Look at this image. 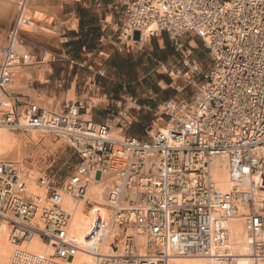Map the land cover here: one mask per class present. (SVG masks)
Listing matches in <instances>:
<instances>
[{
    "label": "built area",
    "instance_id": "2783aa9c",
    "mask_svg": "<svg viewBox=\"0 0 264 264\" xmlns=\"http://www.w3.org/2000/svg\"><path fill=\"white\" fill-rule=\"evenodd\" d=\"M29 24L30 19L20 14L17 25ZM120 29V39L133 43L145 35L166 33L177 40L194 34L210 55L208 70H201L195 61L183 63L187 78L195 74L204 85L191 102L164 104L163 115L172 121L167 135L147 131V140L125 136L116 144L105 124L80 118V105L45 115L38 106L24 103L27 119L22 125L16 104L7 106L3 100L13 68L29 59L16 54L12 45L0 66V126L63 134L81 162L69 186L76 196L85 191L82 177L88 171L99 174L111 164L117 166L114 169L120 170L126 187L136 188V202L129 209L133 225L157 245L170 240L180 251L202 254L222 241V231L210 221L214 214L229 215L234 199L213 188L208 170L213 158L227 157L236 170H247L264 193V0H129ZM8 34L12 44L16 29ZM16 181L12 165L0 164V213L11 202ZM50 195L53 208L45 214L39 235L55 242L56 255L43 261L20 250L15 253L18 264H64L56 258L68 262L75 253V246L65 241L62 197L57 191ZM247 202L248 229L255 236L253 255L264 264V204ZM14 208L22 221L12 224L11 238L19 243L32 231L27 220L33 208L29 201L16 202ZM127 213L117 214L120 226L128 220ZM139 264H158V259Z\"/></svg>",
    "mask_w": 264,
    "mask_h": 264
},
{
    "label": "bare ground",
    "instance_id": "6f19581e",
    "mask_svg": "<svg viewBox=\"0 0 264 264\" xmlns=\"http://www.w3.org/2000/svg\"><path fill=\"white\" fill-rule=\"evenodd\" d=\"M39 2L40 0H0V29L2 23L6 24V31H0V66L9 45H12V50L16 54L28 56L26 64H19L13 68L12 79L5 86L6 95L3 100L7 106H12L17 96L28 97V102L44 109V114L48 115L56 113L52 108L53 100L39 97L30 88L34 80L44 81L43 74L47 65L37 63L34 50L32 51V48L23 42L25 37L50 41L51 44L57 45L53 35L54 30L39 26L34 21V16L43 12ZM20 14L30 19L27 27L17 25ZM9 26V31L16 29V38L12 44L7 31ZM147 39L149 36L145 35L142 41L138 42L141 44ZM196 88L198 90L194 96H197L198 91L202 89L199 86ZM68 93L69 100H74L73 92ZM165 107L166 105L161 106L160 110H164ZM23 108L21 105L18 107L20 111L17 110L20 123L26 125L27 115ZM170 110L174 112L177 107L173 104ZM81 118L92 121L89 114L81 115ZM105 125L109 128V138L113 142L118 144L123 140L124 131L117 128L113 121ZM171 127L172 121H167L163 127L154 130L153 133L160 131L167 135ZM67 144L70 145L61 133L58 135L52 131L34 128L13 131L6 126H0V164L9 163L17 171L12 200L6 210L0 213V264H18L15 253L20 250L27 252L33 258L44 259L43 261L51 260L56 255L55 242L53 240L47 242L39 235V230L45 225V214L53 208L50 178H47L44 167L45 162L48 161L47 157H56L63 153L61 150H64ZM118 152L120 158L124 157L120 149ZM80 164L81 162L78 166ZM116 167L111 164L99 174H95L94 170L88 171L82 177L85 184L82 195L76 196L69 188L77 166L62 185L56 188L55 191L62 197L60 209L67 217L65 241L75 246V253L68 262H61L56 258L57 262L139 264L141 261L155 262L158 259V264H261L253 255L255 236L248 229L247 218L250 210L247 201L253 199L255 205H263L264 193L258 191L257 179L251 177L247 170H236L224 156L213 158L209 163L208 170L213 188L219 193L232 195L234 199L229 215L220 214L219 217L214 214L210 221L213 228L222 231V241L212 243L206 252L200 254L180 251L176 243L170 240L157 245L147 233L133 225L129 209L136 202V188L126 187L120 170L114 169ZM253 181L255 187L251 184ZM115 194L117 196H114ZM24 201H29L33 208L27 220L32 231L23 241L14 243L11 238L12 224L22 221L16 214L14 203ZM126 210L128 213L125 216H128V220L120 226L117 214ZM21 264H32V262L25 261Z\"/></svg>",
    "mask_w": 264,
    "mask_h": 264
},
{
    "label": "rangeland",
    "instance_id": "374dc122",
    "mask_svg": "<svg viewBox=\"0 0 264 264\" xmlns=\"http://www.w3.org/2000/svg\"><path fill=\"white\" fill-rule=\"evenodd\" d=\"M121 16V10L118 9L114 24L120 23ZM48 27L54 30L53 35L59 44L36 43L35 61L43 63L40 53L44 52L49 58V69L44 73V81L34 82L32 88L40 95L53 100L54 106L52 108L56 113H65L70 107L80 105L81 118V115L86 113L87 108H90L92 121L101 124L113 121L117 128L124 131L125 136L138 137L141 140L148 139V130L153 133L154 130L160 129L168 121L167 117L163 115V110L160 109L157 112L142 110L137 113V104L147 105L149 101L147 100V95H149L147 88L151 86L150 82L137 80L146 72V69L142 68L143 63H140L145 61L144 55L154 50L158 57L166 58L165 56L173 51L175 57L180 59L185 52L191 51L192 56L203 62L205 68L211 66L208 52L204 49L201 40L194 34H185L174 40L170 35L161 33L149 37L143 44H137V42L133 43L120 39L121 25H119L118 30L113 26V29H116V44H109L105 49L99 48L98 34L91 28L87 29V33L85 32L86 29L83 32L79 29L78 33L59 35V32L54 28ZM9 29L10 26L7 31ZM65 38L68 39L64 40ZM23 42L28 44L30 39L24 37ZM84 42L87 46L85 51L80 48L81 43ZM157 45L158 47H165L164 53L157 48ZM127 50L130 54H127ZM110 54L111 57L107 58V55ZM138 56L140 58L137 60ZM171 76L177 86H184L181 91L184 98L177 102H191L190 99L197 92V88L191 84L192 81L196 84H204L203 80L195 75H190L188 80L181 75L177 78L175 72ZM203 84L199 88H202ZM72 85L75 90V99L69 100L68 92ZM105 94L107 98L102 99ZM167 96L170 98L171 92L167 93ZM19 101V103H15L17 107L21 105L24 107L22 101H26L27 104L30 103L28 97L26 100ZM94 105L96 106L93 107ZM61 151L63 153L56 157H47L48 161L45 162V174L48 179L50 178V194L62 185L63 181L71 175V172L80 163V158L72 146L67 144L66 148Z\"/></svg>",
    "mask_w": 264,
    "mask_h": 264
},
{
    "label": "crops",
    "instance_id": "0c3cea01",
    "mask_svg": "<svg viewBox=\"0 0 264 264\" xmlns=\"http://www.w3.org/2000/svg\"><path fill=\"white\" fill-rule=\"evenodd\" d=\"M128 1L129 0H40L39 5H40V8L43 10V12L37 13L34 16V21L39 26H43L46 28H49L48 26H51L52 28H55V30L59 32V35H69L73 33H78L79 29H81L82 32L83 30L86 29L85 32L87 33V29L91 28L92 31L97 32L98 34L97 40L99 41V48L106 49L109 46V44H116L115 42L117 38L115 37L116 29L114 30L113 26L116 27L117 30L119 29V25H121L120 23L122 22L123 17H124L125 6L128 3ZM118 9L119 11L121 10L122 19L120 20V23L116 22L114 24L115 19H116V12ZM2 24H1L0 31L4 32L6 31V24L5 23H2ZM67 39L68 38H65L64 40H67ZM75 39L78 40L79 38H75ZM35 40L30 39V42L28 43L29 46L32 48V51L33 50L35 51L37 42L49 43V44L51 43L50 41H41L38 39H35ZM145 42L146 41H144L143 43ZM137 44H140V43L137 42ZM85 45H86L85 42L81 43V47H80L81 50L83 51L86 50ZM157 48H159V50L164 53L165 47H160V46L158 47L157 45ZM34 51H33V54H34ZM101 51L102 49L100 50V52ZM127 54H130L128 50H127ZM207 55L210 58V55L208 53ZM40 56H41L42 61H44L41 64L47 65V69H49V65H48L49 58L47 54H45L44 52H41ZM110 57H111V54L107 55V58H110ZM165 57L166 58L158 57L157 52L152 50L150 53H147L146 55H144L145 61L140 62V63H143L142 68H145L146 72L145 74H142L140 79H137V80L146 81V83L150 82L151 86L147 88V91L149 93V95H147V98H148L147 100H149L147 102V105L137 104L136 105L137 113L142 110H145L146 112H151V111L157 112V110L160 109L161 106L164 105L167 101L183 100L184 94L181 93V91L184 89V86L182 85L177 86L175 80L172 78L171 75L172 73L175 72L176 76L181 75L185 79L188 80L184 72L186 69L183 63L185 61H195L198 67L201 68V70H208L210 68V66L205 68L203 65V62L197 60L196 57L194 58V56H192L191 51L185 52L184 56L180 57V59L179 58L177 59L175 57L173 51L171 54L168 53V55H166ZM125 58L127 57L125 56ZM139 58L140 56L137 57V60ZM189 75L194 76L195 74H189ZM43 80H44V74H43ZM34 82H39V81L34 80L30 84L31 88ZM191 84L192 86H194V88H196L197 86H200L203 83L196 84L195 82L192 81ZM120 86L122 87V85ZM32 89L36 92V94L39 97L43 96L46 98V96L40 95L39 93H37V91L34 88ZM124 89H125V86H124ZM69 91H72L73 96L75 97V90H74L73 85L69 88ZM169 92H171V96H169L170 98H167L168 97L167 93ZM106 98H107V95L105 94L104 98L102 99H106ZM47 99L51 100L50 98H47ZM131 99L133 98L131 97ZM192 99L190 100L192 101ZM19 100H26V97L24 96L16 97L15 103L16 102L19 103L20 102ZM95 106L96 105H94L93 107ZM41 110H44V109H41ZM85 114H89L91 116V109L87 108L86 113L82 115H85ZM90 120H92V116ZM108 122L110 121H107L106 124Z\"/></svg>",
    "mask_w": 264,
    "mask_h": 264
},
{
    "label": "trees",
    "instance_id": "16d2710c",
    "mask_svg": "<svg viewBox=\"0 0 264 264\" xmlns=\"http://www.w3.org/2000/svg\"><path fill=\"white\" fill-rule=\"evenodd\" d=\"M86 46V45H85ZM87 47V46H86Z\"/></svg>",
    "mask_w": 264,
    "mask_h": 264
}]
</instances>
